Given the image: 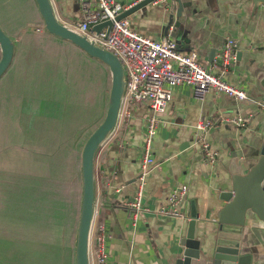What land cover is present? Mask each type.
<instances>
[{"label": "crops", "instance_id": "crops-1", "mask_svg": "<svg viewBox=\"0 0 264 264\" xmlns=\"http://www.w3.org/2000/svg\"><path fill=\"white\" fill-rule=\"evenodd\" d=\"M118 1L128 5L133 0ZM180 1L182 9L177 17L179 4L172 0L174 22L168 30L176 49L195 52L203 67L244 89L247 99L237 101L209 91L203 100H198L188 84L171 88L170 98L158 112L161 123L150 144L155 161L145 178L141 212L134 225L127 203L133 199L140 183L138 163L147 134L146 119L151 113L148 104L138 103L126 121L115 125L97 151L94 174V221L100 208L101 223L105 227L104 247L110 264H173L183 249L181 239L188 219L161 216L156 212L158 207L167 205L172 189L179 184L188 186L179 210L189 215L193 202L199 219L197 235L201 238L205 229H211L217 211L225 204L219 199L220 192L231 190L232 178L246 174L260 157L264 107L255 101H264V5H254L252 0ZM50 2L60 23L70 27L82 18L79 0ZM169 4L170 0L166 4L149 3L126 18L137 33L157 39L164 36L162 25L171 10ZM0 26L4 31L10 27L7 7L1 0ZM9 36L17 43V37ZM227 37L234 38L238 47L236 60L224 71L213 66V60ZM237 113L250 115L246 127L219 123L204 131V138L218 152L214 164L206 163L199 136L195 135V123ZM1 230L0 213V238ZM14 241L18 248L17 238ZM32 242L31 251L38 246ZM56 249L53 253H58ZM240 254L249 255L250 264H264V222L250 209L245 212ZM16 255L18 258V250ZM48 255L42 254V264H49L52 253ZM27 256L34 263L35 257L28 252ZM55 259L59 264V256Z\"/></svg>", "mask_w": 264, "mask_h": 264}, {"label": "trees", "instance_id": "trees-1", "mask_svg": "<svg viewBox=\"0 0 264 264\" xmlns=\"http://www.w3.org/2000/svg\"><path fill=\"white\" fill-rule=\"evenodd\" d=\"M29 1L5 5L10 27L3 31L17 43L0 77L1 238H17L18 247L24 230L35 227L42 244L34 243L38 252L31 264H42L47 242L54 239L52 250L60 242L65 201L77 196L69 174L80 185V152L104 118L111 76L107 65L47 32L35 1L33 14ZM101 221L98 208L94 224ZM49 264L58 262L51 256Z\"/></svg>", "mask_w": 264, "mask_h": 264}, {"label": "built area", "instance_id": "built-area-1", "mask_svg": "<svg viewBox=\"0 0 264 264\" xmlns=\"http://www.w3.org/2000/svg\"><path fill=\"white\" fill-rule=\"evenodd\" d=\"M141 0H133L125 5L118 0H79L82 18L71 29L85 36L95 46L113 53L121 62L125 74V89L121 98L116 125L123 123L131 115L132 109L138 103L148 104L151 113L146 119V138L142 158L138 163L140 181L134 197L127 203L130 208V218L134 225L141 212V201L145 178L154 163L151 151V141L157 131L161 119L158 112L171 96V88L185 83L193 92L194 98L203 100L209 91L223 93L237 101L247 99L244 89L234 86L216 76L197 61L195 52L184 53L176 49L175 41L167 35L154 39L137 33L129 20L115 17ZM169 0H153V4H166ZM105 20H111L112 26L106 34V28L96 33L91 27ZM237 42L227 37L221 45L213 66L224 71L229 69L236 60ZM264 107V101H255ZM250 115L237 113L219 116L216 119H200L195 125V135L199 136L203 159L208 164H214L218 152L211 148L204 138V131L217 124L246 127ZM188 192L186 184L175 186L168 195L167 205L160 206L156 212L161 216L189 219V215L179 210ZM96 205V201H95ZM105 227L103 223L91 224L88 243V264H110L104 247Z\"/></svg>", "mask_w": 264, "mask_h": 264}, {"label": "water", "instance_id": "water-1", "mask_svg": "<svg viewBox=\"0 0 264 264\" xmlns=\"http://www.w3.org/2000/svg\"><path fill=\"white\" fill-rule=\"evenodd\" d=\"M44 22V29L50 34L72 42L89 56L107 65L111 84L103 120L86 139L80 154L81 199L79 219L75 240V264H88V243L91 224L95 213V157L100 145L113 131L125 89V74L120 60L111 52L95 46L78 32L57 20L50 0H34ZM153 0H141L115 17V20L127 17L130 13L151 3ZM178 1L176 16H180L181 1ZM254 5H264V0H252ZM171 10L162 25V34L167 35L174 22V4L170 0ZM112 26L111 20H105L91 27L98 33L106 28V34ZM14 54V41L0 27V77L9 67ZM231 190H223L219 199L225 204L217 211L211 229H205L198 237L196 225L198 215L193 202L184 237L183 249L175 257L173 264H250L249 255L240 254V240L245 223V212L250 209L264 222V141L260 157L244 175H236L231 181Z\"/></svg>", "mask_w": 264, "mask_h": 264}, {"label": "rangeland", "instance_id": "rangeland-1", "mask_svg": "<svg viewBox=\"0 0 264 264\" xmlns=\"http://www.w3.org/2000/svg\"><path fill=\"white\" fill-rule=\"evenodd\" d=\"M6 1L7 0H1L3 5L7 4ZM29 2H30V4H28V6L30 7L29 11L33 14V11L35 13V9L33 8L32 0H30ZM35 30L38 31L37 28H35ZM69 175L76 182L72 184L75 190L77 188V196H75V198L70 197L67 201H65V207L62 211L63 213L61 216L60 214L58 216L60 217V230H59L60 242L58 246H56L57 247L56 250L58 251V253H53L51 248L54 239L52 238L51 241L47 242V253L48 252L51 253L52 251V260H57L55 259V257L59 256L60 258L59 264H75V240H76V230H77L79 211H80V195H79L80 185L77 183V178H75L71 172ZM0 186H2L1 182H0ZM26 197L29 198V195L27 194ZM24 231H25V238H24L25 241L20 242V246L18 245L19 250L23 252V254H20V258H17L16 255V251L18 250V248H16V241H14V239L2 241L3 239L0 238L1 240L0 245L2 248L1 250L2 253L0 256V264H16L17 259L19 260V262L24 261L26 262V264H31L26 253V248L29 245V242L31 244L33 243L32 239H35L34 241L37 242L38 244H42L41 236H40L41 234L37 231L35 227L33 228L28 227ZM29 249H31V247H29ZM37 252H38L37 250L30 251L33 257H35ZM45 255H46V251H45ZM50 262L52 261L50 260Z\"/></svg>", "mask_w": 264, "mask_h": 264}]
</instances>
